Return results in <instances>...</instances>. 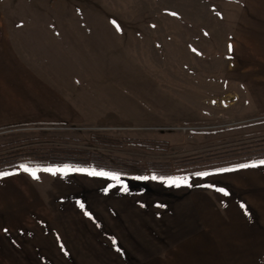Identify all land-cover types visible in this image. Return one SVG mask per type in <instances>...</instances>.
<instances>
[{
	"label": "rangeland",
	"instance_id": "obj_1",
	"mask_svg": "<svg viewBox=\"0 0 264 264\" xmlns=\"http://www.w3.org/2000/svg\"><path fill=\"white\" fill-rule=\"evenodd\" d=\"M0 27L16 57L0 66V264H143L196 238L198 174L264 138V0H0ZM50 150L145 180L11 160Z\"/></svg>",
	"mask_w": 264,
	"mask_h": 264
},
{
	"label": "crops",
	"instance_id": "obj_2",
	"mask_svg": "<svg viewBox=\"0 0 264 264\" xmlns=\"http://www.w3.org/2000/svg\"><path fill=\"white\" fill-rule=\"evenodd\" d=\"M15 63L14 29L0 27V66L10 68L9 74L13 76ZM247 165L250 166H236L230 171L204 175L205 185L194 189L191 200L203 223L202 231L179 247L170 245L171 252L168 249L161 251L162 257L160 253L148 257V262L143 264H191V260L200 259H264V164ZM12 175H0V191L7 186Z\"/></svg>",
	"mask_w": 264,
	"mask_h": 264
},
{
	"label": "trees",
	"instance_id": "obj_3",
	"mask_svg": "<svg viewBox=\"0 0 264 264\" xmlns=\"http://www.w3.org/2000/svg\"><path fill=\"white\" fill-rule=\"evenodd\" d=\"M254 143L255 144L252 145L254 147V152L247 155L249 158L234 166L264 161V138L254 140ZM48 152L47 154H42L41 152L40 154H36L38 152L22 155L17 154L12 157L11 160L25 161L23 164L31 165L32 167H56L67 171L83 167L88 172H104L111 176H117L119 177V180H116L117 183H122L124 180H145L143 170L133 167L131 163L124 159L112 161L110 158L103 155H89L90 158H84L81 155L65 152L64 150H50ZM151 171L155 176L164 178L171 177L169 169L165 167L159 168L153 166Z\"/></svg>",
	"mask_w": 264,
	"mask_h": 264
},
{
	"label": "snow or ice",
	"instance_id": "obj_4",
	"mask_svg": "<svg viewBox=\"0 0 264 264\" xmlns=\"http://www.w3.org/2000/svg\"><path fill=\"white\" fill-rule=\"evenodd\" d=\"M260 163L264 164V161H261ZM249 166L250 165H240V167H242V168H246V167H249ZM20 167L24 171L31 173V175H33L34 177L36 176V172L33 169L27 167L26 165H21ZM44 171L55 173L56 171L64 172L65 169H45ZM220 171H230V169H221ZM90 174H92V175H101V176L107 175V173H104V172H93V173H90ZM2 175L7 176V175H10V173H3ZM198 175H202L203 176V175H207V173H201V174H198ZM111 178L115 179V180H119V177H117V176H112ZM153 179H155V177H153ZM184 182H186V181H184ZM169 183H177V182L175 180H171V181H169ZM81 207H83V205H81Z\"/></svg>",
	"mask_w": 264,
	"mask_h": 264
}]
</instances>
